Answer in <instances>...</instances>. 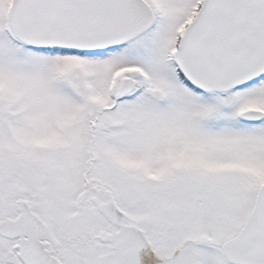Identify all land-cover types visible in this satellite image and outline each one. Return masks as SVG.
Masks as SVG:
<instances>
[{
  "label": "snow or ice",
  "instance_id": "obj_1",
  "mask_svg": "<svg viewBox=\"0 0 264 264\" xmlns=\"http://www.w3.org/2000/svg\"><path fill=\"white\" fill-rule=\"evenodd\" d=\"M0 264H264V0H0Z\"/></svg>",
  "mask_w": 264,
  "mask_h": 264
}]
</instances>
